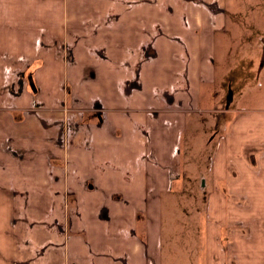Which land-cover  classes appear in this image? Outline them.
Instances as JSON below:
<instances>
[{"label": "crops", "instance_id": "crops-1", "mask_svg": "<svg viewBox=\"0 0 264 264\" xmlns=\"http://www.w3.org/2000/svg\"><path fill=\"white\" fill-rule=\"evenodd\" d=\"M238 30L225 0H0V264H264Z\"/></svg>", "mask_w": 264, "mask_h": 264}, {"label": "rangeland", "instance_id": "rangeland-1", "mask_svg": "<svg viewBox=\"0 0 264 264\" xmlns=\"http://www.w3.org/2000/svg\"><path fill=\"white\" fill-rule=\"evenodd\" d=\"M225 7L229 20L241 27L237 33L241 37L238 42H245L246 46L235 45L236 53L231 58V68L236 70L235 77L240 81L236 105L250 107L252 100H264V71L258 76L262 61L261 58L258 60L257 53L259 45L264 49V0H225ZM231 32L234 33L232 28ZM229 63L230 60L227 67Z\"/></svg>", "mask_w": 264, "mask_h": 264}]
</instances>
